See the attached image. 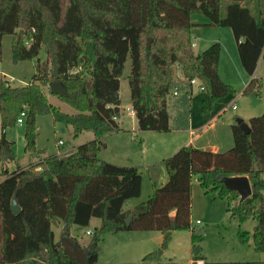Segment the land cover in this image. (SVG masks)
Wrapping results in <instances>:
<instances>
[{"label":"trees","instance_id":"obj_1","mask_svg":"<svg viewBox=\"0 0 264 264\" xmlns=\"http://www.w3.org/2000/svg\"><path fill=\"white\" fill-rule=\"evenodd\" d=\"M232 1L223 15V0H0V61L6 34L14 36L16 62L37 59L46 47V58H38L27 85L0 80V173L5 176L0 180V264H79L55 240L53 226L62 222V234L70 236L74 225L89 227L93 218L101 223L89 244L83 247L74 239L79 248L90 252L88 264H198L201 260L203 264H264V260L208 261L200 244L203 236L191 220L196 180L206 194L227 200L228 211L240 223L257 219L252 239L255 250L264 252V113L250 119L249 134L239 124L232 125L234 146L227 151L186 145L166 158L168 180L132 210L125 211L124 205L141 196V171L99 157L104 137L120 130V84L129 56L131 104L142 131L168 132L186 126L193 78L201 81L213 100L236 92L219 74L220 42L198 54L192 47V14L206 15L207 25L231 28L241 64L248 75H254L264 57V6L259 0L255 16L241 4L251 0ZM257 80L251 79L245 95L260 94L262 84ZM57 81L67 90V95L57 96L74 113L49 100L44 88ZM173 97L171 114L168 102ZM24 110L25 150L39 162L9 170L17 154L5 131ZM41 115L71 126L73 137L86 130L95 138L73 152L43 157L46 151L36 147ZM241 175L249 177L253 190L243 201L222 181ZM14 198L18 212L13 210ZM184 229L192 232V262L164 261L172 232ZM131 230L161 231L160 248L138 263H101L100 241L108 234ZM239 236L244 242L251 238L249 231L240 230Z\"/></svg>","mask_w":264,"mask_h":264},{"label":"rangeland","instance_id":"obj_2","mask_svg":"<svg viewBox=\"0 0 264 264\" xmlns=\"http://www.w3.org/2000/svg\"><path fill=\"white\" fill-rule=\"evenodd\" d=\"M232 0H223L222 14L226 13V5ZM259 0L244 1L241 4L251 9L253 15L257 16L259 11ZM264 6V0H261ZM208 20L207 16L201 12L192 14L191 21L193 23L191 27L192 43H197L194 47L195 52L202 53L204 49H207L212 42L206 44L203 39L205 35H208L210 27L204 25V21ZM227 30L230 41L234 42L235 37L233 31L229 27H222ZM218 29V28H217ZM205 32V34H204ZM29 35L24 36L23 41L27 42ZM18 39V38H17ZM151 44H152V37ZM236 42V41H235ZM14 43V36L6 34L3 37V55L0 61V80H9L16 86L27 85L35 74V65L39 59L44 60L46 58V47L43 45L40 55L37 59L21 60L16 62L13 56L12 46ZM132 61L129 56L125 65L124 73L121 77L120 84V96L122 99V106L124 112L127 113L130 109L131 92L128 76L131 72ZM231 68V64L226 66V70L230 72L233 70L232 75L234 80L232 86L236 89L235 93L226 94L220 97L215 106H212V97L208 94L199 95V88L194 86L193 99L188 109V117L193 115L194 121L197 126L206 125L209 123L213 116L217 117L216 124L211 127V132H214L217 128L225 130H231L232 124L237 122V119L241 118L249 124L251 117L259 116L264 113V57L260 60L257 66V76L262 84L260 94L255 92L251 95H243L242 88L250 81V76L244 69L235 70V67ZM258 82V80H257ZM259 82V83H260ZM49 100L59 106L63 111L68 113H74L75 110L68 104L62 102L57 95L52 93L50 86L44 88ZM260 90V89H259ZM200 96V97H199ZM233 104H236V109L233 108ZM184 108H187L186 104H183ZM187 111V109H186ZM192 114V115H191ZM37 125L39 135L36 140V147L46 152L43 157L49 154L64 155L70 150L72 146H77L86 142L90 137H93L91 131H83L79 136L73 137V128L66 124L55 121L52 115H41L37 117ZM26 121L23 124L16 122L13 125L8 126L5 131L6 137L15 142V152L17 154V161L10 163L7 168L14 170L17 166L27 167L32 164L34 155L25 150L26 140ZM2 117L0 115V138L2 137ZM126 138V137H125ZM135 138V137H134ZM59 139H63L65 145H60ZM127 139V138H126ZM128 140V139H127ZM127 140L123 143L127 145ZM139 139L133 140L134 144L138 146ZM122 143V144H123ZM197 143V142H195ZM103 147L99 151L101 157L106 149ZM178 151V150H177ZM111 157V156H109ZM0 166V171H1ZM148 178V172L145 173ZM5 176L0 173V180ZM148 190H145L142 197L144 200L148 199ZM143 193V192H142ZM139 198V197H138ZM137 198H134L135 200ZM240 197L237 198L239 200ZM133 200L131 202H133ZM131 202L127 206H131ZM191 220L196 227L197 232L203 236V240L200 242L202 246V253L206 256L208 261L212 262H228V261H244V260H264V252H258L255 250L252 233L257 225L256 218H250L244 223H240L237 217H233L231 212L228 211V201L215 197L213 194H206L200 183L194 180L192 191V208H191ZM94 221L89 227L81 225H74L70 230V235L81 245L89 243L93 235L87 234V231H93L95 225L100 224L99 218H94ZM199 221V223H197ZM54 231L56 238L61 236L62 223L54 225ZM249 231L251 238L248 242H244L240 239L239 232ZM120 234H130L129 237H135L136 235L148 234L149 240L142 245L134 247L129 242L131 238L121 237ZM163 241V233L158 230H131V232L124 233H112L104 237L99 243V261L101 263H127V262H141L148 252L158 250ZM191 245H192V232L188 229L174 230L171 234V239L168 245L163 251L162 257L164 261L175 262H191ZM201 261H198V264Z\"/></svg>","mask_w":264,"mask_h":264},{"label":"crops","instance_id":"obj_3","mask_svg":"<svg viewBox=\"0 0 264 264\" xmlns=\"http://www.w3.org/2000/svg\"><path fill=\"white\" fill-rule=\"evenodd\" d=\"M206 22L207 20L204 21V25L210 27L209 29L211 30H209L208 35H205V38L203 39L206 41V44H209L210 42H212V44L214 42H220L221 54H220L219 66H218L219 74L223 82H225L226 84L232 85V82L234 80V76L232 75L233 70L231 72L229 70H226V66L228 67V64H231L230 69L234 67H235V70H239L241 68L244 69L241 64L240 57H239L237 41L235 39L234 42H231L227 30H220V29H225V28L217 27V26H210V25L205 24ZM261 59H263V57H261ZM260 60H259V63H260ZM253 78L260 80L259 77L257 76V69L254 75L250 76V81ZM248 84H246L242 88L243 95H245L243 92ZM199 92H201L199 94L200 96L202 94L207 93L208 96L211 98V96L206 90H200ZM192 99H193V90H192V95H191L189 104H191ZM212 101H213L212 106H215V102L217 101L213 99ZM174 102H175L174 97L171 98L168 102L169 111L171 112V114L175 112V106L173 105ZM121 108H122V113H121L120 118L118 119V122L120 124V130L110 133L104 137L103 139V142L105 143L104 149H106L107 152H105V154L99 157L106 161L119 164V165L137 166L143 176L142 195H144L145 190L147 189L148 190L147 192H149L148 196H150L155 190L156 186H161L168 180L169 172L164 164V160L168 158L169 156L173 155L181 147L186 146V145H192L196 148L211 150L213 152H224L230 149L232 146H234L233 128L229 131L228 130L224 131L222 128H220L219 130L216 126V130H214V132L210 131L213 125H217L216 116H213L208 124L202 125V126L195 127L196 121L193 120L194 117L191 114L192 115L191 118L186 117L187 124L185 127H172V129L168 132L142 131L139 128V123H138L136 114L129 113V112L125 113L124 107L122 106V104H121ZM130 109H132L131 102H130ZM233 124H237V122ZM140 135H141V140L138 142V146H136L133 140L139 139ZM94 138L95 136L93 134V137H90L87 141L93 140ZM60 140H63V139H59V141ZM124 140L128 141L127 145L123 143ZM79 145L72 146L73 149L70 150V152L75 151V149ZM32 159L34 160V157ZM146 172H148V178H146L145 176ZM142 195L135 200L131 199L130 201H128L124 205V210L125 211L132 210L136 205L144 201V198L142 197ZM132 200L133 202H131ZM130 202H131V206L129 207L127 205ZM93 219L91 220V224L94 221ZM60 223L62 222H58L56 225H59ZM98 226H100V224L95 225V228ZM53 230H54V227H53ZM62 230H63V223H62V229H61V236L59 238H56V234H55L56 241H61L63 237ZM124 232L127 233L131 231H119L115 233H124ZM120 235H122L121 237L128 238L130 234H120ZM71 238L74 239L73 237ZM129 238L132 239V241H130L129 243L132 244L134 247H138L142 245L141 243H146L149 240V235L141 234V235H136L135 237H129ZM78 243L80 244V242ZM88 244L89 243H87L86 245H82V246L84 247V246H87ZM262 258L264 259V256H262ZM203 263L204 262L201 260L200 264H203Z\"/></svg>","mask_w":264,"mask_h":264},{"label":"water","instance_id":"obj_4","mask_svg":"<svg viewBox=\"0 0 264 264\" xmlns=\"http://www.w3.org/2000/svg\"><path fill=\"white\" fill-rule=\"evenodd\" d=\"M22 33H23V30L20 29L18 39H17L18 41L20 40ZM150 47H151V39H148V42H147L148 51ZM50 90L55 95H59V96L67 95V90L65 89L64 85L60 81L53 82L50 85ZM237 124L241 126V128L246 134H249L251 132V128L249 124L245 122L243 119L241 118L237 119ZM222 181L228 189L238 192L241 201L245 200L246 198L252 195V191H253L252 184L247 175L227 176V177H224ZM13 210L15 212H18L20 210V207L17 203L16 198L13 199ZM130 220H131V216L127 217L126 223L128 224ZM61 244H62L64 253L70 259L75 260L79 264H88V260L91 256L90 252L79 248L77 242L74 239H72L68 234L63 235L61 239Z\"/></svg>","mask_w":264,"mask_h":264},{"label":"built area","instance_id":"obj_5","mask_svg":"<svg viewBox=\"0 0 264 264\" xmlns=\"http://www.w3.org/2000/svg\"><path fill=\"white\" fill-rule=\"evenodd\" d=\"M195 45H196V43H192V47H193V48L195 47ZM190 83L192 84L193 87H194V86H197L200 90H205V87L203 86V84L201 83V81L198 80L197 78H193V79H191ZM174 94H177V91H175ZM236 107H237L236 104H233V108L236 109ZM128 112H129V113H135L133 109L128 110ZM26 114H27V113H26V110H24V111L21 113L20 117L18 118V123H19V124H23V123H24V121H25V117H26ZM58 143H59L60 145H63V144H64V141H63V140H60ZM33 162H34V163L39 162L38 158L35 157L34 160H33ZM41 168H42L41 166L38 167V169H41ZM197 223H199V221H197ZM87 234H89V235H93L94 232L88 230V231H87ZM200 263H201V262H199V264H200Z\"/></svg>","mask_w":264,"mask_h":264}]
</instances>
